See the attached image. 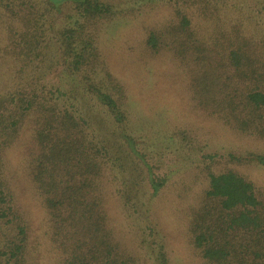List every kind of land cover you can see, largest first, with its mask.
Returning a JSON list of instances; mask_svg holds the SVG:
<instances>
[{"label": "trees", "instance_id": "obj_1", "mask_svg": "<svg viewBox=\"0 0 264 264\" xmlns=\"http://www.w3.org/2000/svg\"><path fill=\"white\" fill-rule=\"evenodd\" d=\"M113 3L0 0V25L22 23L20 30L7 26L8 56L0 55V264H27L28 236L25 226L13 227L14 200L3 172L5 154L27 123L35 146L30 176L48 213L60 264H138L107 225L99 181L106 171L116 174L132 222L148 220L147 203L164 183L157 182L135 137L123 129L124 88L98 48V24L124 13ZM231 6L229 0H173L179 22L162 32L150 30L146 45L174 52L184 64L203 52L207 67L193 76V82L205 77L193 95L197 104L218 112L232 129L264 138V40L247 35L234 5L236 22L226 27L221 12L226 17ZM51 14L63 15L60 26L49 20ZM47 31L57 42L54 48ZM6 62L13 74L3 81ZM55 74L61 77L57 85L46 81ZM182 140L187 141L184 135ZM229 159L264 167L263 154ZM143 169L147 178L141 180ZM206 179L207 190L188 224L193 248L210 264H264V201L255 185L233 170L216 173L210 167ZM143 184L151 188L147 203L142 190L133 191ZM134 223L152 264H170L165 238L150 224Z\"/></svg>", "mask_w": 264, "mask_h": 264}, {"label": "rangeland", "instance_id": "obj_2", "mask_svg": "<svg viewBox=\"0 0 264 264\" xmlns=\"http://www.w3.org/2000/svg\"><path fill=\"white\" fill-rule=\"evenodd\" d=\"M229 2L232 4L230 13L224 17V12H221L226 27L230 28L231 21L236 22L234 5L238 10L236 18L240 17L249 31L247 35L257 42L264 40V1ZM113 4H118L117 12L124 10V13L98 24V48L110 72L125 90L123 110L127 122L123 129L135 137L137 149L153 168L157 182L164 183L154 198H150L151 188L148 185L143 184L139 191L137 187L133 188L134 193L142 190L141 199L146 203L150 198L146 207L148 220L138 221L134 217L133 221L152 225L165 238L170 264H210L193 248L188 232L191 214L207 190L206 169L210 167L216 173L233 170L252 182L259 198L264 201V167L229 159L230 155H264V138L232 129L231 125L223 122L218 112L197 104L193 95L195 90L200 91L205 77L201 76L198 82H193V76L203 73L207 67L202 61L203 52L194 56L193 62L184 64L174 52H155L147 47L150 30L162 32L170 24L179 22L173 0H143L137 4L114 0ZM42 6L37 4V11ZM50 16L49 20L54 21L56 27L61 25L63 15ZM8 25L16 30L22 28V23L18 21L0 25V55L6 57L8 55L3 49L8 47L5 32ZM46 35L51 47L57 46L49 31ZM7 64L1 65L6 73L3 81L9 78L7 73L13 74ZM60 80L57 74L46 78L53 85ZM215 90L218 94L220 88L215 87ZM182 135L187 141L182 140ZM34 148L32 126L27 123L4 157V179L12 194L17 217L16 220L12 217V223L13 227L15 224L25 226L28 236L27 264H60L61 255L50 240L48 213L30 176L28 162ZM145 171L143 169L141 180L147 178ZM99 187L107 225L122 249L131 254L138 264H152L142 247L140 231L128 217L131 209L126 211L123 206L119 193L123 187L116 174L106 171ZM143 218L138 217L139 220Z\"/></svg>", "mask_w": 264, "mask_h": 264}]
</instances>
